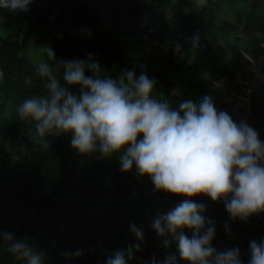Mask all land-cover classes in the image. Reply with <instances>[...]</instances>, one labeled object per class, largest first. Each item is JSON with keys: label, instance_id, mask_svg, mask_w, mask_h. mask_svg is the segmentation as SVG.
<instances>
[{"label": "trees", "instance_id": "1", "mask_svg": "<svg viewBox=\"0 0 264 264\" xmlns=\"http://www.w3.org/2000/svg\"><path fill=\"white\" fill-rule=\"evenodd\" d=\"M29 49H42L40 63L26 56ZM90 53L113 78L126 70L146 73L156 81L152 95L173 108L208 95L237 123L240 111L230 110L229 96L243 93L239 79L252 82L243 121L264 141V0H207L202 8L196 0H32L26 12L0 9V231L43 250L47 264H104L116 249L138 242L130 230L135 225L143 242L127 264H163L169 255L176 264H188L177 243L165 248L151 227L184 197L154 191L150 178L135 168L122 172L117 154L79 155L70 146L71 134L47 137L45 147L34 123L18 117L26 98L46 95L38 65ZM191 199L216 222L212 246H238L247 264L249 242L264 239V212L228 222L226 232L223 202L205 195ZM183 231L191 238L190 229ZM76 250L82 254H63ZM0 264L24 262L0 246Z\"/></svg>", "mask_w": 264, "mask_h": 264}, {"label": "clouds", "instance_id": "2", "mask_svg": "<svg viewBox=\"0 0 264 264\" xmlns=\"http://www.w3.org/2000/svg\"><path fill=\"white\" fill-rule=\"evenodd\" d=\"M31 2L0 0V9L26 12ZM206 4L207 0H196L197 7ZM193 43H198V36ZM46 52L56 59L53 49ZM37 74L46 79V95L26 98L17 113L21 121L34 123L45 147L47 137L71 134L70 146L79 155L117 154L122 172L135 168L138 176L150 178L154 191L185 198L153 220L151 227L165 248L175 241L180 259L188 264H244L238 246L222 251L212 246L216 222L191 198L205 195L214 203L223 202L230 220L246 222L264 212V141L256 129L218 110L208 95L173 108L152 95L155 79L131 70L113 78L102 73L91 53L55 66L41 63ZM3 75L0 71V78ZM185 228L191 230V238ZM224 228L230 232L228 222ZM130 230L138 242L116 249L104 264H127L141 250L142 230L135 225ZM0 246L24 264H47L43 250H34L13 232L0 231ZM163 264H176V256H167ZM247 264H264V239L249 242Z\"/></svg>", "mask_w": 264, "mask_h": 264}, {"label": "built area", "instance_id": "3", "mask_svg": "<svg viewBox=\"0 0 264 264\" xmlns=\"http://www.w3.org/2000/svg\"><path fill=\"white\" fill-rule=\"evenodd\" d=\"M251 70L254 72L255 76H258V73L256 72L255 68L252 67ZM238 82H243V84H245V86H243L241 88V91L243 92L242 94L241 93H231L229 98L230 100L232 101V105H231V109L230 110H239V108H233V105L237 104L238 102H242L243 105L246 107V112H247V109H248V92H249V86H250V83L252 82H248L247 80H243V79H239ZM237 102V103H236ZM246 115V113H245ZM245 115L243 116L241 113H240V120H241V117H245Z\"/></svg>", "mask_w": 264, "mask_h": 264}, {"label": "rangeland", "instance_id": "4", "mask_svg": "<svg viewBox=\"0 0 264 264\" xmlns=\"http://www.w3.org/2000/svg\"><path fill=\"white\" fill-rule=\"evenodd\" d=\"M35 50H36V51H35ZM37 51H41V53H39V54H40L39 57H36V53H35V52H37ZM215 54H216V52H215ZM26 56H27L28 58H32L34 62H36V63H40V62L42 61V49H29V50L27 51V53H26ZM216 56L218 57V59H220V61L223 60L222 55H219V54L217 53ZM190 59L193 60V61H197V60H198V58H197L196 55H191V56H190ZM236 103H237V102H236ZM233 108H239V111H240V113H241L243 116H244L245 113H246V110H245L246 107L243 105L242 102H238L237 104L233 105ZM243 120H244V117H241V120H240V121H243ZM223 221H224V222H230V221H232V220L229 219V216H226V217H224Z\"/></svg>", "mask_w": 264, "mask_h": 264}]
</instances>
